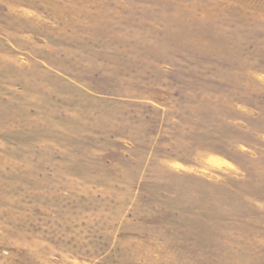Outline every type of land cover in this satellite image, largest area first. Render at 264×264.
<instances>
[{
  "label": "rangeland",
  "instance_id": "374dc122",
  "mask_svg": "<svg viewBox=\"0 0 264 264\" xmlns=\"http://www.w3.org/2000/svg\"><path fill=\"white\" fill-rule=\"evenodd\" d=\"M0 264H264V0H0Z\"/></svg>",
  "mask_w": 264,
  "mask_h": 264
}]
</instances>
